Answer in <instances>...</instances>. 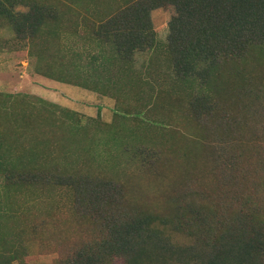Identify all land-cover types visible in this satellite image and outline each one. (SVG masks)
Returning a JSON list of instances; mask_svg holds the SVG:
<instances>
[{
	"label": "rangeland",
	"instance_id": "obj_1",
	"mask_svg": "<svg viewBox=\"0 0 264 264\" xmlns=\"http://www.w3.org/2000/svg\"><path fill=\"white\" fill-rule=\"evenodd\" d=\"M27 1L52 5L60 18L47 19L53 33L35 39L17 38L0 20V169L23 170L30 181L54 172L50 167L64 168L61 175L75 170L122 182L129 202L145 209L167 212L168 195L185 196L224 221L247 196L257 202L241 174L248 171L252 181L264 173V99L228 106L238 118L241 109L254 108L257 115L233 129L229 150L213 152L208 142L222 134L208 135L200 126L210 114L202 108L188 115L190 98L204 88L177 79L162 46L168 9L151 11L156 45L121 61L111 44L92 34L102 7L88 10L84 0ZM13 9L25 12L28 5ZM112 127L130 132L114 138ZM142 143L166 160L153 157L143 165ZM0 177V264H65L99 234L91 213L76 209L71 189ZM173 241L186 240L175 235Z\"/></svg>",
	"mask_w": 264,
	"mask_h": 264
},
{
	"label": "trees",
	"instance_id": "obj_2",
	"mask_svg": "<svg viewBox=\"0 0 264 264\" xmlns=\"http://www.w3.org/2000/svg\"><path fill=\"white\" fill-rule=\"evenodd\" d=\"M24 1L27 11L13 9ZM84 2L88 10L91 6L102 7L92 34L97 41L111 44L121 61H129L135 52L156 45L151 11L158 7L170 11L162 46L172 71L182 82L193 80L204 88L202 94L190 98L188 115H198L202 108L208 112L209 118L200 120V126L208 135L215 131L222 134L208 142L209 147L217 153L229 150L233 129L256 117L257 110L241 109L238 118L228 106L242 103L243 107L246 102L264 99V0ZM50 18H60L52 5L0 0V20L9 25L17 38L35 39L42 33L52 34L53 30L46 27ZM249 130L256 135L261 129ZM128 132L114 127L110 130L114 138ZM243 143L242 139L237 142L242 156L246 153ZM151 146L141 145L145 154L138 158L143 165L153 163V157L166 160L162 151ZM7 168L0 169V176L10 184L45 181L71 189L76 209L94 217L99 234L65 264H111L115 259L126 264H264V173L250 181V173L244 170L241 177L258 200L254 203L247 196L241 207L224 221L213 215L214 211L203 212L201 207L192 205L185 196L168 195L169 210L157 212L129 202L124 184L116 180L75 174V170L61 175L64 168L50 167L55 171L34 174L30 181L23 170L14 172ZM175 235L186 241H173Z\"/></svg>",
	"mask_w": 264,
	"mask_h": 264
}]
</instances>
